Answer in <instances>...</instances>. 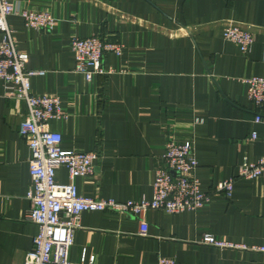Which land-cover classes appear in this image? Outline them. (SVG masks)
Instances as JSON below:
<instances>
[{
    "label": "crops",
    "instance_id": "crops-1",
    "mask_svg": "<svg viewBox=\"0 0 264 264\" xmlns=\"http://www.w3.org/2000/svg\"><path fill=\"white\" fill-rule=\"evenodd\" d=\"M20 8L48 9L59 19L53 31L27 28L10 15L16 47L35 94L61 97L68 117L50 119L62 133L61 147L98 150L92 175L78 177V192L97 199L153 195L155 169L168 140H192L202 191L211 200L199 210L141 216L86 210L74 232L71 264H264V252L202 244L206 234L237 243L264 245V180L236 178L239 165L264 156V124L242 78L264 75V0H10ZM239 24L254 34L248 54L223 35ZM99 36L123 45L107 52L112 71L88 81L75 72L74 37ZM0 82V264H24L38 226L28 222L32 187L30 151L18 133L24 101ZM204 121L195 123V118ZM256 132L257 137L252 138ZM235 177L232 195L215 184ZM57 182H68L63 166ZM148 223L146 236L140 223ZM92 258V259H91Z\"/></svg>",
    "mask_w": 264,
    "mask_h": 264
},
{
    "label": "built area",
    "instance_id": "built-area-1",
    "mask_svg": "<svg viewBox=\"0 0 264 264\" xmlns=\"http://www.w3.org/2000/svg\"><path fill=\"white\" fill-rule=\"evenodd\" d=\"M14 14L23 18L27 28L48 32L57 28L59 19L48 9L20 8L10 0H0V82L5 85L9 96L27 105V114L18 127V133L25 139L30 151L32 187L27 194L30 208L25 219L39 228L32 250L25 255L24 264H71L70 248L74 242V232L80 226L81 214L86 210L135 216H141L151 209L180 213L188 209L199 210L211 200L212 193L202 191L196 175L198 159L192 140L167 141L162 164L155 169L150 199L118 201L80 195L75 180L93 174L100 152L61 147L62 133L50 129L49 120L66 119L68 114L59 95L35 94L31 91V78L44 71L28 68V55L17 49L14 30L8 23V17ZM223 35L226 40L236 44L243 54H248L254 43L253 32L236 23L225 26ZM71 46L75 72L83 74L88 81L93 80L95 75L112 71L104 65L107 52L119 55L123 50L121 42L106 41L99 36L74 37ZM242 81L247 84V95L251 102L258 108L263 107L264 75L244 77ZM203 121L202 118H195V123ZM254 121L264 124V113L256 112ZM251 137H257L256 132ZM61 166L67 169L68 182H57L55 179L56 170ZM259 177L264 180V156L255 162L245 158L238 167L236 178ZM236 178L219 180L214 192H222L230 197ZM148 227V223L142 220L139 234L146 236ZM201 243L218 248L264 252V245L237 244L218 239L212 234H206ZM159 264H176V259L160 257Z\"/></svg>",
    "mask_w": 264,
    "mask_h": 264
}]
</instances>
